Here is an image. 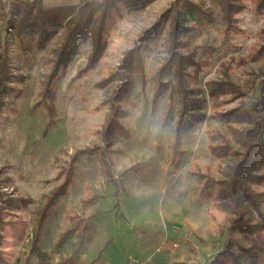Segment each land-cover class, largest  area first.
Wrapping results in <instances>:
<instances>
[{"label": "rangeland", "instance_id": "1", "mask_svg": "<svg viewBox=\"0 0 264 264\" xmlns=\"http://www.w3.org/2000/svg\"><path fill=\"white\" fill-rule=\"evenodd\" d=\"M174 1L122 9L106 25V48L96 66L81 74L94 54L86 37L73 47L72 62L47 94L50 59L63 43V30L50 29L52 37L41 46L37 37L21 40L10 27L14 1L0 0V53L9 52L11 74L21 79L10 85L7 112L0 119V178L10 180L3 190L7 196L29 203L6 217L26 229L22 240L8 238L4 264H171V255L182 256L188 247L186 264H208L223 250L226 216L203 199L198 173L207 167L217 172L208 150L211 127L218 125L213 114L251 107L260 99L264 17L250 9L241 13L243 33L229 41L219 10L207 0H195L213 12L214 22L198 26L189 21L176 53L192 64L186 86L200 91L209 120L185 137V154L175 170L170 155L179 108L168 117L171 91L157 96L155 82L172 48L171 20L163 15ZM79 2L43 0L47 8ZM131 51L140 54L143 68L124 71L119 78L124 81L107 87L110 94L121 84L125 88L116 104L118 130L106 137L114 111L112 97L99 85L123 71ZM171 79L172 74L165 75L164 81ZM220 81L236 84L245 96L226 103L230 98L209 90V83ZM256 175L264 177V166ZM67 181L66 193L50 203ZM252 189L264 194V183ZM189 238V246L175 248ZM244 238L246 247L253 242L264 246V230ZM259 263L264 264V254Z\"/></svg>", "mask_w": 264, "mask_h": 264}, {"label": "trees", "instance_id": "2", "mask_svg": "<svg viewBox=\"0 0 264 264\" xmlns=\"http://www.w3.org/2000/svg\"><path fill=\"white\" fill-rule=\"evenodd\" d=\"M157 0H80L78 5L68 7H45L43 0H16L11 4L10 27L16 31L19 39L24 37H37L39 46L47 41L52 34L50 29L63 30V43L56 49L50 59L51 72L49 75L46 93L50 94L53 84L72 62L73 47L90 37L94 54L86 70H92L102 56L106 43L103 39L107 23L115 16L121 15L124 8H144ZM220 12L224 35L227 40L243 33L240 29L238 16L252 10L257 16L264 17V0H207ZM170 19V37L172 48L170 56L157 74V96L164 90L171 91V101L168 107V117L178 106L177 122L175 124V139L172 147L170 161L175 170L181 166L185 154L181 150L185 137L200 123L208 122L209 118L205 109L207 102L199 96L200 91H189L186 86V69L192 64L188 57L176 53L178 37L187 31L186 24L195 22L204 26L214 22L213 12L206 9L203 3L195 0H175L170 9L163 15ZM155 30V27L153 31ZM151 31V32H153ZM148 32L147 34L151 33ZM264 50V49H263ZM263 50L261 52H263ZM260 52V53H261ZM141 56L136 51H131L124 58L121 65L123 71L113 75L99 85L102 90H109L108 86L115 81H124L121 74L132 69H142ZM172 74V79L165 82V75ZM20 82L21 79L13 78L9 65V52L0 53V119L6 114L7 99L12 94L11 84ZM122 85V86H121ZM109 97H112L110 113L105 136L108 137L118 130L117 102L124 94L121 84ZM209 90L213 95L221 98H230L226 103L241 99V89L230 81L209 83ZM260 99L251 107H240L226 112H215L212 120L217 126H212L209 135L208 150L216 163L217 172L212 167H207L205 173H198L202 180L203 199L209 200L213 206L226 216L227 243L208 264H260V254H264V246L257 242L244 245L246 236H253L255 231L264 230V194L255 192L253 185L264 183L262 175H256L264 166V80L259 83ZM196 92V93H195ZM112 112V111H111ZM105 156V153H101ZM109 178H113L108 170ZM9 179L0 178V264L6 262L4 247L11 236L18 241L23 239L26 225L17 228L18 223L6 221V217L15 212H22L28 202L7 196L3 191L7 189ZM70 181L58 189L50 199V203L66 193ZM113 184V183H112ZM113 185L116 186L114 183ZM42 223L45 215L41 218ZM13 233L11 234V232ZM16 232V233H15ZM10 237V238H11ZM186 264V263H181Z\"/></svg>", "mask_w": 264, "mask_h": 264}, {"label": "crops", "instance_id": "3", "mask_svg": "<svg viewBox=\"0 0 264 264\" xmlns=\"http://www.w3.org/2000/svg\"><path fill=\"white\" fill-rule=\"evenodd\" d=\"M172 238V240H176L175 238H173V237H171ZM188 242H190V243H192L193 241H192V238H189L188 239V241L186 242V243H183L182 242V244H180V245H178V244H175V248H181L182 249V247H183V245L185 244L186 246H189V243ZM147 248H150L149 247V244H147ZM146 248V249H147ZM187 248V247H186ZM189 248V247H188ZM187 248V253H186V251H184V249H182V256L181 255H179L178 254V252H176L175 254H173V255H171V261H172V263L173 264H181V263H185V261H184V258L187 256V258H188V260H189V256H190V252H189V249ZM171 263V264H172Z\"/></svg>", "mask_w": 264, "mask_h": 264}, {"label": "built area", "instance_id": "4", "mask_svg": "<svg viewBox=\"0 0 264 264\" xmlns=\"http://www.w3.org/2000/svg\"><path fill=\"white\" fill-rule=\"evenodd\" d=\"M12 1H15V0H12Z\"/></svg>", "mask_w": 264, "mask_h": 264}]
</instances>
